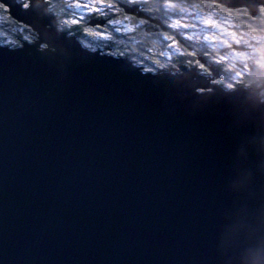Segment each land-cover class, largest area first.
Wrapping results in <instances>:
<instances>
[{
  "label": "water",
  "instance_id": "water-1",
  "mask_svg": "<svg viewBox=\"0 0 264 264\" xmlns=\"http://www.w3.org/2000/svg\"><path fill=\"white\" fill-rule=\"evenodd\" d=\"M48 1L0 0L38 40L0 45V264H264L260 90L91 51Z\"/></svg>",
  "mask_w": 264,
  "mask_h": 264
},
{
  "label": "trees",
  "instance_id": "trees-1",
  "mask_svg": "<svg viewBox=\"0 0 264 264\" xmlns=\"http://www.w3.org/2000/svg\"><path fill=\"white\" fill-rule=\"evenodd\" d=\"M25 1L26 0H18V2ZM83 1L84 0H52L48 3V7L50 13L58 19L59 27L62 30L68 32L70 35L76 37L88 49H103L104 51L110 52L109 54L119 57L122 56L129 58L128 56H131L130 59L136 60V65L143 64L142 66H144V69L148 70V72L156 69L155 71L153 70L152 73H175L176 71L180 70L181 67H190L197 65L198 63L194 59L195 55L192 53V51H196L197 53L205 56L208 60L217 64L218 70L223 72L222 74H224L225 79L229 80H225L224 82H234V77H232L230 73V70L233 68H228L227 63H225L226 65H224L223 60L225 57L223 50L220 49V46L213 47L203 42L202 39H197L196 37H192L189 34L187 38L181 39L180 34H178L180 29H176L180 27H175V29L169 30L167 31V33L165 32V36H171L175 41L177 36L179 35V43L174 42L181 51V53L177 55V57L169 56L166 58L164 53H167L170 50V48H166V43L161 41L160 39L158 40L152 38V35L150 33V35H145L143 31L139 32V35L144 38L143 42L138 43L135 46L132 44H128L126 50L120 49V47L118 46V42L125 40L126 36L118 33L115 34L112 30L113 27H110V24L112 25L113 23L115 24L117 20L122 21L123 19H125L123 15L121 14V16H119L117 15V13L110 14V11H108V13L106 14L94 13L86 16V18L83 19L76 16L78 13V8L75 7L78 5L76 3L84 4ZM107 1L116 10L119 9L118 4L120 2H125L124 0ZM142 3L144 4L143 6H145L144 8L146 10L152 12L151 20L153 22L159 21L161 23V26L158 25L160 32H163L162 28L164 27L165 22L170 17L171 19H176L177 21L182 20L185 22V20H189L190 22H197L198 15H208L214 20H220V22H226L227 24L231 25L227 26L228 29H231L230 31L243 24V28H249V30H252V26H254V31L256 33H259L258 36L263 37L262 34H264L263 9L259 10L257 18H255V21H253L252 19L247 17V12L245 10H228L216 4L200 2L199 0H142ZM212 15H214L215 17L213 18ZM218 17H221L222 19H219ZM92 21L103 22V29H101L99 26L90 27L88 24ZM211 21V19L207 18V22ZM29 33L30 31L28 28H25L13 21L7 13V9L0 5V45L10 48L19 47L21 44V40L24 41L26 36H29ZM100 33L103 35L105 34V40L97 39L99 38L98 34ZM158 41L161 45H154V43H158ZM180 41L184 42V46L180 45ZM155 47L157 51L159 50V52L155 51L154 54L145 53V48L153 50ZM173 49L174 48L171 47V50ZM229 50L230 49H228V51ZM139 56L143 58H149L147 60L152 65H149L145 61L140 64ZM233 70L236 71L235 69ZM233 70H231V72H233ZM226 88L233 89V87Z\"/></svg>",
  "mask_w": 264,
  "mask_h": 264
},
{
  "label": "flooded vegetation",
  "instance_id": "flooded-vegetation-1",
  "mask_svg": "<svg viewBox=\"0 0 264 264\" xmlns=\"http://www.w3.org/2000/svg\"><path fill=\"white\" fill-rule=\"evenodd\" d=\"M50 1H52V0H50ZM50 1H48L47 3H49ZM124 1H125L124 3L123 2L122 3L120 2L118 4V6H119V9L118 10L114 9L112 7V5H111V7L114 10V12L117 13V15L121 16V14H122L125 19L131 20L132 23L139 25V27L136 29V32L137 33L143 31L145 33V35H150L151 34L152 35V38L158 39V40L160 39L161 40L162 38L168 37V36H165V34L167 33V31L174 29L173 26H171L170 24L168 25V23L171 20V18H168V20L165 22L164 27L162 28L163 29L162 30L163 32H160L159 31V28H158V25L161 26V23L159 21L153 22L151 20L152 12H150L149 10H146L144 8L145 6H143L144 4L142 3V0H124ZM25 2H23V4ZM120 4L127 5V6H137V7H139V11H140V12H138L139 18H136L133 15H127V14H125L124 13V10L122 8H120ZM48 9H49V7H48ZM260 9H263V8H259L258 9V13H259V10ZM241 10H245V9H241ZM107 13H108V11H107ZM207 16L208 15H202V17H204V19ZM247 17H249L250 19H252L253 21H255L254 20L255 18L250 17L248 15V13H247ZM218 18L219 19H222L221 17H218ZM256 18H257V16H256ZM188 22L191 25H193V22H190L189 20H188ZM200 26H202V25H200ZM58 27H59V24H58ZM243 27H244L243 24H241L239 27L234 28V30H232V31H230L231 29H227V30H229L231 33L234 32L236 34H240L243 31H245L247 34H251L252 36L255 37V41L252 42V47H251V49L254 52V54L252 55V60H248V63H243V65H239V63L231 64V63H229L227 61L228 60V58H227V55H228L227 53L228 52H230V51H233V53H235V52H238V53L249 52V48L250 47L247 48V47H244V46H235V45L231 44L230 45V48H229L230 49L229 51H228V49H221L220 48L221 50H223L224 57H225L224 60H223L224 61V65H226L225 63H227V67L228 68H233V69L236 70V71H234L233 69H231V70H233V72H231V70H230L231 76L234 77V82L233 81L232 82L230 81L228 83L227 82H224L227 79L224 78V74H222L223 72H221V71L218 70L217 64H215L214 62L208 60L205 56L197 53L196 51L193 52L192 50H191L192 53L195 55L194 59L197 61L198 64L197 65H194V66H190V67H181L180 70L181 69L193 70V71L196 72V74L199 77L203 78L204 80L209 81L210 84H212V85H217V86H221V87H225V88L226 87H233V88L234 87H244V88H253V89H256V90H260V92L258 93V95L261 96V100L264 102V89H262V87L264 86V34H262L263 37L262 36H258L259 33H256L254 31V28H255L254 26H252V30H249V28L246 29V28H243ZM59 30L67 33L69 36L74 37L73 35H70L68 32L62 30L60 27H59ZM29 31H30L29 37L31 39H33L34 42L36 40V43H37V41H38L37 40V37L33 34V32H31V30H29ZM204 31H206V30H204ZM118 34H120V33H118ZM121 35H123V34H121ZM124 36H127V35H124ZM168 38H169V40H172V42L177 43L179 41V38L180 37L178 35L175 41L173 40V38L171 36H169ZM133 40L134 39L130 40L128 37H126L125 40H122L121 42H118L119 45L118 44L117 45L120 47V49H125L126 50L127 49L126 47H128V44H132L133 45V43L131 42ZM21 42L22 43H25V44H29L27 42V40H24V41L21 40ZM175 43L173 45L174 46L173 48L176 47ZM180 43H181L180 45L184 46V42H181L180 41ZM237 50H239V51H237ZM96 51L103 52L104 50L103 49H98ZM226 51H227V53H226ZM164 54L167 55V53H164ZM109 55H112V54H109ZM171 56L177 57L176 53H172ZM117 57H119V56H117ZM128 57H129L128 59H130L131 56H128ZM165 57L167 58L169 56H165ZM147 59H149V58H147V57L146 58H143V57H140L139 56V63L142 64V62L145 61L146 63H148L150 65L151 63ZM130 60L136 65V63H137L136 60H132V59H130ZM237 65L240 66L241 68L238 67ZM140 66H142V65H140ZM142 67H144V66H142ZM209 67H213L214 68L215 72L217 73V76H214L210 72ZM153 70L155 71L156 69H153ZM153 70L150 71V72H153ZM237 71H241V73H240L239 76H236L237 75ZM227 81H229V80H227Z\"/></svg>",
  "mask_w": 264,
  "mask_h": 264
},
{
  "label": "rangeland",
  "instance_id": "rangeland-1",
  "mask_svg": "<svg viewBox=\"0 0 264 264\" xmlns=\"http://www.w3.org/2000/svg\"><path fill=\"white\" fill-rule=\"evenodd\" d=\"M107 2H108L107 0H104V4L107 6V9H108L107 11H110V14L115 13L114 10L112 9V7L110 6L111 4L109 2L108 3ZM27 3H28V0L24 3V7L28 6ZM83 3L84 4L76 3V4H78L77 6H75L78 8L77 9L78 13L76 16L84 19V18H86V16H89V15L94 14V13L104 14L102 12L95 11V9L101 5V0H84ZM21 4H23V2ZM212 16H213V18L215 17L214 15H212ZM207 18L211 19L212 21L207 22ZM169 24L171 26H173L174 29H175V27H180V28H176V29L177 30L180 29L178 34H180L181 39L187 38L188 34H189L192 37H196L197 39H202L203 42H205V43H207L213 47L220 46L221 49H229L231 44H233L235 46H244L247 48L250 47L249 52H243V53L235 52V53H233V51H230L227 53V51H226V53L228 54L227 55V58H228L227 61L231 64L239 63V65H243V63H248V60H252V55L254 54V52L251 49V47H252V42L255 41V37L252 36L251 34H247L245 31H243L240 34H236L234 32L231 33L229 30H227L228 29L227 26H231V25L227 24L226 22L221 23L220 20H214V19L210 18L209 16H207L204 19V17L198 15L197 22H193V25H190L188 23V20H185V22H184L182 20L177 21V20H173V19L170 20L168 25ZM200 25H202V26H200ZM110 27H113L112 30L114 31L115 34L120 33L123 35H127L126 37H128L130 40L134 39L133 41H131L134 46L137 45L138 43L143 42L144 38H142L139 35V33L136 32V29L139 27V25L132 23L131 20H128V19H123L122 21L117 20V22L115 24L114 23L112 25L110 24ZM203 29L206 31H204ZM98 35H99V38H97V39H102V40L106 39L105 34L103 35L100 33ZM184 35H187V36H184ZM25 40H27V42L29 44L36 43V40L34 42V40L30 39L29 36L28 37L26 36ZM161 41L166 43L165 44L166 48H168V49L170 48L169 52H167V56H171L172 53H176V55H179L181 53L180 49L177 46L173 50H171V47L172 48L174 47L173 46L174 42H172V40L170 41L168 37L162 38ZM156 44L161 45L159 41H158V43H154V45H156ZM82 46L87 48L84 44H82ZM38 49L43 50L44 46H40V47H38ZM89 50L96 51L94 49H89ZM145 51H146L145 53H152V54H154L155 51L159 52V50L158 51L156 50V47L153 50L145 48ZM237 51H239V50H237ZM101 53L109 54L110 52L103 51ZM164 55L166 56V54H164ZM137 66L141 67L142 71H144V72L148 71V70L144 69V67L140 66L139 64ZM240 73H241V71H237L236 76H239ZM258 96H260V95H258ZM259 98L261 100V96Z\"/></svg>",
  "mask_w": 264,
  "mask_h": 264
},
{
  "label": "snow or ice",
  "instance_id": "snow-or-ice-1",
  "mask_svg": "<svg viewBox=\"0 0 264 264\" xmlns=\"http://www.w3.org/2000/svg\"><path fill=\"white\" fill-rule=\"evenodd\" d=\"M107 6L104 4V0H101V5L95 9L97 12L107 13ZM101 29H103V25L99 26Z\"/></svg>",
  "mask_w": 264,
  "mask_h": 264
},
{
  "label": "bare ground",
  "instance_id": "bare-ground-1",
  "mask_svg": "<svg viewBox=\"0 0 264 264\" xmlns=\"http://www.w3.org/2000/svg\"><path fill=\"white\" fill-rule=\"evenodd\" d=\"M170 3V2H169ZM186 14V13H185ZM185 34V33H184ZM183 35V34H182ZM185 36V35H184ZM182 46V45H181Z\"/></svg>",
  "mask_w": 264,
  "mask_h": 264
}]
</instances>
